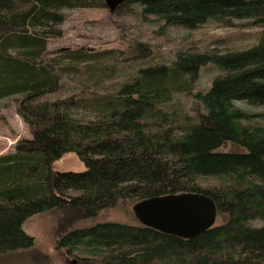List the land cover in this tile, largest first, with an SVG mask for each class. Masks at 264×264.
<instances>
[{
	"label": "trees",
	"instance_id": "trees-1",
	"mask_svg": "<svg viewBox=\"0 0 264 264\" xmlns=\"http://www.w3.org/2000/svg\"><path fill=\"white\" fill-rule=\"evenodd\" d=\"M68 8L109 7L0 0V100L18 96L31 133L0 154V255L33 248L26 221L57 210L58 246L78 264H264V123L255 119L264 110L237 104L264 108V0H124L113 12L138 8L163 26L259 27L245 48L209 42L179 49L171 61L154 59L139 41L130 51L149 62L133 70L110 64L115 49L78 46L49 57ZM211 67L209 86L199 89ZM70 73L80 75L73 93L47 98L65 90ZM226 143L238 149L223 150ZM70 152L85 171L54 169ZM208 178L223 182L204 186ZM190 193L211 198L223 222L192 237L138 219L79 225L126 202Z\"/></svg>",
	"mask_w": 264,
	"mask_h": 264
},
{
	"label": "rangeland",
	"instance_id": "rangeland-1",
	"mask_svg": "<svg viewBox=\"0 0 264 264\" xmlns=\"http://www.w3.org/2000/svg\"><path fill=\"white\" fill-rule=\"evenodd\" d=\"M64 13L67 15L62 26L64 34L62 37L49 40L48 56L52 57L60 51L78 46H85L92 51L115 49L116 57L110 61V64L118 65L121 70H133L138 64L149 62L148 59L136 57L130 51L139 41L151 47L154 59L171 61L177 50L194 46L205 49L209 42H213L214 47L218 49H224L225 45L245 48L247 46L243 45L255 39L254 35L259 28L252 26L249 30L248 27L245 28L246 30L244 28L225 29L209 25L189 31L175 24L163 26L164 24L153 15L141 17L138 8L132 10L130 14L124 11L113 12L110 8H68L64 9ZM209 66H214L219 71L215 65ZM121 70L113 75L115 77L112 80L124 74ZM214 71L212 67L204 70L199 81V89L209 86ZM79 79L78 74H68L65 90L48 95L47 98L71 95L73 93L71 87ZM17 97L0 100V154L12 151L21 137H31L29 127L17 111ZM182 101L186 108L192 107L190 98L182 97ZM237 104L254 114L264 110L263 107L251 106L245 102H237ZM255 119L264 123L263 118ZM222 149L236 150L238 146L226 143ZM54 169L62 172H83L87 167L77 153L70 152L55 162ZM222 182L221 179L208 178L203 180L202 184L208 186L222 184ZM134 204L126 202L116 208L106 209L97 218L86 219L79 225H91L103 220L136 223L138 219L143 224L150 222L149 217L138 211ZM221 222H223L222 216L216 214L215 224ZM62 223H64L63 218L57 210L32 216L26 221L25 229L35 237L34 247L1 254L0 264H78L75 255L67 254L58 246L59 225Z\"/></svg>",
	"mask_w": 264,
	"mask_h": 264
},
{
	"label": "water",
	"instance_id": "water-1",
	"mask_svg": "<svg viewBox=\"0 0 264 264\" xmlns=\"http://www.w3.org/2000/svg\"><path fill=\"white\" fill-rule=\"evenodd\" d=\"M105 1L115 11L124 0ZM135 207L149 217L147 225L188 237L212 227L217 214L214 201L201 193L155 197Z\"/></svg>",
	"mask_w": 264,
	"mask_h": 264
},
{
	"label": "bare ground",
	"instance_id": "bare-ground-1",
	"mask_svg": "<svg viewBox=\"0 0 264 264\" xmlns=\"http://www.w3.org/2000/svg\"><path fill=\"white\" fill-rule=\"evenodd\" d=\"M240 26V25H239ZM137 27V26H136ZM133 31V30H132ZM190 31V30H189ZM133 34V33H132ZM208 50V49H207Z\"/></svg>",
	"mask_w": 264,
	"mask_h": 264
}]
</instances>
